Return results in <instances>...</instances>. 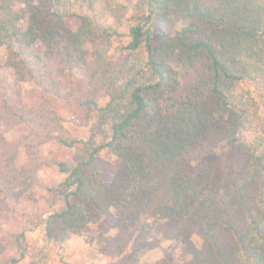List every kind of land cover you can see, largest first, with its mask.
I'll return each mask as SVG.
<instances>
[{
    "label": "trees",
    "instance_id": "1",
    "mask_svg": "<svg viewBox=\"0 0 264 264\" xmlns=\"http://www.w3.org/2000/svg\"><path fill=\"white\" fill-rule=\"evenodd\" d=\"M0 49L16 86L4 95L0 79V202L35 185L39 144L74 147L49 188L61 206L43 219V244L18 240L11 264H46L48 244L63 248L98 220L135 230L122 264L165 241L189 258L153 264H264V0H0ZM72 70L87 88L76 123L89 125L91 111L96 120L69 140L61 115L24 104L18 84L62 96L54 73ZM101 89L108 101L98 106ZM18 125L26 133L7 139ZM104 149L122 161L109 180L93 166Z\"/></svg>",
    "mask_w": 264,
    "mask_h": 264
},
{
    "label": "rangeland",
    "instance_id": "2",
    "mask_svg": "<svg viewBox=\"0 0 264 264\" xmlns=\"http://www.w3.org/2000/svg\"><path fill=\"white\" fill-rule=\"evenodd\" d=\"M65 23L75 28L79 19L77 17L65 18ZM4 50L0 49V62L4 58ZM58 78L62 96L55 95L40 88L30 81L20 82L19 95L24 104L36 105L43 103L53 108L63 118L65 126L64 136L71 139H84L89 135V126L95 122L96 114L91 111L89 125H79L75 120L77 102L86 91V85L80 78L77 70L54 73ZM194 71L189 70L180 74L181 83L192 80ZM0 79L2 91L8 95L16 91L13 72L10 67L0 66ZM95 100L98 106L108 101V94L104 89L97 92ZM26 133L24 125L11 128L4 135L9 140L18 139ZM99 138V137H98ZM36 142L35 138H31ZM22 150V149H21ZM40 157L43 161L37 174V182L27 195L15 198L7 196L0 202V264H11L13 258L19 257L18 240L28 246L43 244V219L54 210L59 209L61 203L54 204L48 201L49 188L58 184L64 178L57 163L69 162L74 147L67 146L56 139H51L38 145ZM220 149L212 153H203L192 160L193 170H200L208 163L218 158ZM120 158L112 157L107 150H102L94 159L93 166L97 168L103 179L109 180L120 167ZM135 230L121 231L115 227H107L100 220L92 222L79 233L68 238L65 246L59 248L57 244L47 245L46 264H122L131 261L128 257L132 245L130 235ZM133 235V234H132ZM131 235V237H132ZM199 245L201 238L197 234L192 237ZM166 257H171L174 263H180L189 258L182 251L181 243L165 241L153 245L147 252L140 255L130 264H153ZM28 259H22L16 264H27Z\"/></svg>",
    "mask_w": 264,
    "mask_h": 264
}]
</instances>
